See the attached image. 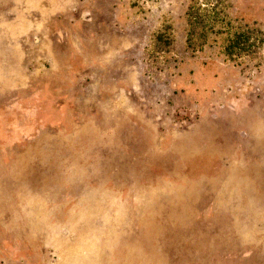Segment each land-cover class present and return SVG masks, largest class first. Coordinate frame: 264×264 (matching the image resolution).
I'll return each mask as SVG.
<instances>
[{
    "label": "rangeland",
    "instance_id": "obj_1",
    "mask_svg": "<svg viewBox=\"0 0 264 264\" xmlns=\"http://www.w3.org/2000/svg\"><path fill=\"white\" fill-rule=\"evenodd\" d=\"M42 11L13 28L66 35L63 57L53 97L0 110V264H264V138L238 158L219 124V179H186L160 147L163 126L194 115L181 95H195V63L264 89V0H44Z\"/></svg>",
    "mask_w": 264,
    "mask_h": 264
},
{
    "label": "crops",
    "instance_id": "obj_2",
    "mask_svg": "<svg viewBox=\"0 0 264 264\" xmlns=\"http://www.w3.org/2000/svg\"><path fill=\"white\" fill-rule=\"evenodd\" d=\"M16 3L21 5L17 6ZM43 5L44 0H0V87L9 93L0 90V110L5 108L6 111L7 108V112H13L14 115H19V111L22 115L21 112L25 110L21 108L23 105L39 103L49 93L52 97L55 95L48 89L56 79L53 76H59L60 73V59L63 57L58 45L61 43L60 36L54 35V39L44 40L37 31L28 33L29 30L13 28V21L38 19L43 12ZM195 64V95H181L183 99L193 101L194 115L183 121L177 127L178 130H170L169 125L163 126V130H168L160 147L184 167L188 173L186 179H219L225 164L223 147L218 141L222 134L219 124L235 133V140L230 145L239 150L238 158H241L243 151L255 154L263 140L261 137L264 138V89L243 82L241 77L234 76V72L221 75L216 65ZM49 67L53 69V75L48 76L45 72V75L38 76L37 72L34 73V69ZM69 76L68 87L74 79ZM34 81H39L44 87L27 92V85ZM56 97L62 100V106H69L70 102L72 112H76L75 97L63 99L61 94ZM54 105L56 107L51 110L53 115L61 114L64 108ZM179 183L182 184V180ZM173 194L175 192L169 193V196Z\"/></svg>",
    "mask_w": 264,
    "mask_h": 264
},
{
    "label": "trees",
    "instance_id": "obj_3",
    "mask_svg": "<svg viewBox=\"0 0 264 264\" xmlns=\"http://www.w3.org/2000/svg\"><path fill=\"white\" fill-rule=\"evenodd\" d=\"M59 36H60V38H61V39H60V42H61L62 39H64V37H65L66 35L60 34ZM61 43H62V42H61Z\"/></svg>",
    "mask_w": 264,
    "mask_h": 264
}]
</instances>
